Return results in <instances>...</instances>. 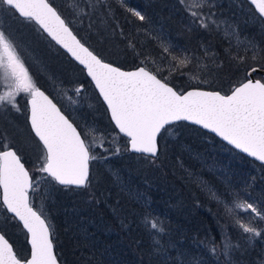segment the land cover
<instances>
[{"label": "snow or ice", "instance_id": "1", "mask_svg": "<svg viewBox=\"0 0 264 264\" xmlns=\"http://www.w3.org/2000/svg\"><path fill=\"white\" fill-rule=\"evenodd\" d=\"M260 17H264V0H249ZM123 3V0H121ZM186 11L201 28H208L211 17L205 18L202 9L205 0H180ZM89 5H86V8ZM80 9L78 15L87 14ZM134 17L145 21L147 17L140 11L127 8ZM0 12L18 14L25 20L34 21L57 44L65 48L87 70L95 82L103 100L111 112V118L119 131L130 139L131 150L153 157L158 156L157 136L167 125L175 121H192L209 129L229 145L251 157L264 162V76L252 80L250 77L259 69L253 67L246 82H241L230 90V94L190 90L178 93L165 80L157 78L147 67L133 71H122L119 67L105 63L89 50L73 34L61 14L48 0H0ZM214 23V21H212ZM131 46V42H130ZM164 52L171 55L169 47ZM253 50L254 46H253ZM207 55V53H205ZM178 67H184L190 60L187 56L172 55ZM243 63L245 57H237ZM257 60V55L252 56ZM145 64V61H141ZM175 70V69H174ZM198 79V77H196ZM82 87V86H81ZM81 87L75 89L79 94ZM0 108L10 105L16 111L19 94L29 95L31 128L42 143V154L38 171L45 174L47 183L87 187L89 183V162L97 159L90 149L103 148L104 141L94 137L91 143L60 112L55 104L40 90L29 75L18 45L0 27ZM93 130H89L92 132ZM0 209H6L14 220L22 223L26 230L30 255L19 257L12 244L0 234V264H58L52 242L51 225L42 211H37L29 199V190L35 191L39 178L33 181L29 171L21 162L9 142L0 140ZM117 153L120 151L117 148ZM51 177V181H48ZM227 211L231 214L249 213L264 220V210L247 201L235 202ZM153 232H163L156 220L148 221ZM244 233L260 236L262 230L237 220ZM158 244V242H157ZM214 252L215 249L213 248Z\"/></svg>", "mask_w": 264, "mask_h": 264}, {"label": "trees", "instance_id": "2", "mask_svg": "<svg viewBox=\"0 0 264 264\" xmlns=\"http://www.w3.org/2000/svg\"><path fill=\"white\" fill-rule=\"evenodd\" d=\"M49 1L63 16L66 23L72 28L79 39L101 59L112 62L123 68H133L141 65V61H145L144 65H146V67L156 73L160 78L164 80L167 78L166 82L170 83L177 90H186L192 87L183 84L181 78L178 76V71H185L193 64L188 63L189 65L183 67L184 69L182 68V70H180V67H177L179 69L177 70V68L171 67V65L176 64L173 60L174 64L172 63L171 65L161 64L158 66L154 63V55H161L164 52V48L162 44L150 34L145 35L142 44L143 47H140L141 45L133 32L135 30L132 29L133 26L129 22V17L135 20L138 19L127 11V8L138 10L145 16L153 14L152 11L155 10L154 13H156V15L154 14L153 16H155V18L159 20V23L168 30L173 39V45L178 49V52L175 54L176 56H180L181 58L187 56L189 59H193L196 55L204 53V51H202L203 45L213 44L215 47L219 48L220 59L223 60V64L212 72L215 81L212 82L211 86L204 88L219 90L224 93L229 92L232 87L246 78V72L249 67H264V35L262 34V30L254 25H248V27H250V32L259 40L258 50L255 53L235 50L233 55L245 57V61L241 63L236 58L226 59L224 55V49H226V47L224 44L220 45L222 36L219 34L218 28L212 22L209 23L210 26L208 28L199 27L198 22L192 27L185 26L183 23V25H181L179 24V18L181 21L183 20L180 15H175L168 11L169 9L166 5L162 6L163 2L161 0H137V3L129 2L125 6L113 3L117 10L114 20L104 15H96L94 18L92 16V27L88 30L92 44L84 40L74 29L70 22V17L67 16L64 9L59 5H65L64 3L67 2L64 1L62 4L56 0ZM249 7L252 6L249 5ZM19 19L26 24L24 18L19 17ZM143 23L144 21L142 24ZM126 24H129L128 26L130 28H128ZM26 25L34 26L35 24L27 21ZM47 39L49 40L48 37ZM50 42L52 41L50 40ZM52 44L58 51V58H53V64L59 62L60 72L64 73L66 75L65 77H70V80L85 79L86 82L92 86L91 81L84 74V70L53 42ZM152 53L154 54L152 55ZM254 54L257 55V60L255 61L252 60ZM168 59L169 61L171 60L170 56L166 54L165 58L162 60L165 62ZM256 76L260 77L259 74H256ZM39 86L48 92L42 85ZM94 94H97L95 90ZM97 101L98 103L96 105L98 108H96V110L98 113L101 115H103V113L107 114L106 108L98 95ZM99 108H101V111ZM105 122H107L110 127L114 128L110 119ZM177 124L183 126V132L179 133L174 141L167 144L168 151L166 153V148L164 149L165 145L161 140L164 130L159 136L158 156L152 157L153 159L159 158V167L155 165L152 166L148 163L149 159H151L150 156L134 154L130 151H127V154L130 156L129 159L124 160V162L121 161V164H126L127 167L135 165L136 168L132 169L135 170L134 174L141 184H139L141 191H144L148 196L150 194L152 197V206L157 208L156 212L149 213L143 211L147 209H144L139 202L128 198L125 191H118L117 188L110 183V177L104 170L100 172L102 174L99 176L100 178L97 179L98 183L95 181L97 183L96 194H98V199H100L99 201L101 203L100 207L102 209L107 208V206L113 208L114 211H112V214L117 213V216L113 218V220L116 221L118 219L119 221L121 219L124 225H126L123 232L117 230L115 227L116 230L113 229L108 237H104L103 230L95 234L104 239L102 247L108 249L110 255H112L114 259L113 263L98 257L96 248H93L92 244L87 243L89 239H81L73 233V231L65 225L64 215L52 212L53 242L61 264H179V253L184 250L192 255L199 254L198 256L201 258V264H264V227L262 229V234L250 241L247 235L243 234V232L234 226L231 221V226L229 224L226 225L225 222H227L226 220H229V218L225 210L222 207H216V202L211 200V198L202 196L192 183H183V176L179 174L177 170H188L189 168H193L196 171L199 170L204 174L202 176L210 181L211 185L215 184L220 191H223L224 185H221L215 178L216 176L205 171V164L201 161L200 157L201 155L204 158H215L210 152V149H207L205 143L202 142V136L208 135L216 142L220 140L196 126L185 122H178ZM181 144L183 147L179 148L178 146ZM188 147L194 151L191 150V152H188L186 150ZM215 151L216 154L219 152L217 149ZM196 154L197 156H195ZM239 157H242L247 165L248 163H252L259 166L261 168V173L264 175V164H259L243 154ZM24 162L27 163L28 166V161L25 160ZM91 162L89 183L93 185L94 181L91 180H94L95 169ZM179 164L183 165L179 166ZM237 166L238 164L233 167L235 175L240 176L243 181L252 185L250 188L252 191L251 194L254 197H252V200L258 208L264 209V184H261L262 181L259 179V175L256 171L252 172L249 166L248 168L244 166V164ZM240 170L247 171L248 174L244 175ZM235 175H231V177L236 179ZM98 185L100 186L98 187ZM57 188L59 191L64 192V195L63 193H57L59 203H61L60 206L68 201L75 200L76 202L77 197H84L81 193L86 192L83 190L85 187L73 188L68 186H57ZM93 188L94 187H92V189ZM225 190H227V188H225ZM80 203L81 202H76V204H72L83 205ZM3 211L5 218L0 217V219L4 220L8 218L11 220L10 224L15 229L21 231L22 228L19 223L14 220L12 216L7 214L5 209H3ZM148 213L149 220H156L158 222V227L163 228V232H157V236L154 238L149 236L148 230L144 229V225H140L136 221H133V219H139L138 215H147ZM109 215L110 213H107V216ZM130 221L131 225L127 227ZM113 224L114 223H112V225ZM2 230L3 231H0L4 232L3 227ZM22 232L24 231L22 230ZM120 233L123 240L119 237ZM192 241H196L195 247ZM11 242L13 244V241ZM24 243V252L17 250L19 257L27 256L26 251L28 250V246L25 241ZM13 245L15 247V244ZM175 245H178L180 249L174 247ZM197 248L201 250H197ZM213 248L215 249L214 252L212 251ZM169 254H171V256Z\"/></svg>", "mask_w": 264, "mask_h": 264}, {"label": "rangeland", "instance_id": "3", "mask_svg": "<svg viewBox=\"0 0 264 264\" xmlns=\"http://www.w3.org/2000/svg\"><path fill=\"white\" fill-rule=\"evenodd\" d=\"M56 1L62 4L64 1L67 2L64 3L65 5H59L64 9L67 16L70 17V22L74 29L84 40L91 44L92 41L88 30L92 27V16L94 18L96 15H104L111 20H114L117 14L114 4L125 6L129 2L137 3V0H123V3H121V0ZM161 1L163 2L162 6L166 5L169 9L168 11L172 12V14L180 15L183 21L178 17L179 24H184L185 26L190 27L195 25V23H193V18L189 15L188 11H186V5H182L180 0ZM86 5H89V7L86 8ZM249 5L250 4L245 0H205V7L202 9L203 15L205 18L210 16L211 20H209L208 23L214 21V23H212L218 28L219 34L222 36V42H224H220V45L224 44L226 47V49H224L226 59H237L239 56L233 55L235 50H241L242 52L250 51L252 53L257 52L258 50L259 40L250 32V27H248V25L256 26L258 29L262 30V34L264 35V21L252 7H249ZM85 8L87 14H77L80 9ZM154 11L155 10L152 11L153 14L146 16L147 19L144 21V25L142 24V21L135 20L131 17H129V22L133 26L132 29L135 30L133 32L141 45L140 47H143L142 44L145 35L150 34L162 44L163 48H170L171 55L169 53L166 54L171 58L172 55H175L178 52V49L173 45V39L168 30H166L159 23V20L153 16L154 14L156 15ZM25 23L27 24L26 20ZM26 24L19 19L18 15L0 12V27H2L6 34H8L18 45L20 57L36 86L38 87L39 85H42L48 90V93L57 100L63 110L74 120V124L77 128H81L83 131L81 134L83 133L85 136L86 133H89L86 137V142L91 143L94 137L97 141V145L100 139H103L104 141L103 148L97 146L90 149V154L97 157V159L91 160V164L95 169L94 180H91L94 181L93 185L88 183V186L83 189L86 192L81 193L84 197H77L76 200L77 203L81 202L80 204L83 205H74L76 202L75 200H72L65 202L60 206L61 203H59L57 193H63L64 195V192L59 191L57 188V186L60 185L56 184L55 181H51V177L47 178L51 183L45 182L43 179L45 174L38 171V168L42 166L38 162L39 157L42 154V148L39 143H37V138L33 133L29 132L26 116L23 113L25 100L29 95L21 93L17 96L16 103L20 109L19 111H16L10 105L0 108V140L9 142L19 156H21V159L23 161H28V168L32 174L33 181H36L39 178V186L36 187L35 191L32 190L31 200L33 205L39 211L44 213L51 228L53 229L51 218L52 212L64 215L63 218L65 225L71 229L73 233L81 239H89L87 240V243L92 244V247L96 248L97 256L113 263L114 259L112 255H110L108 249L102 247L104 239L95 234H98L99 231L103 230L104 237H108L113 229L123 232L126 225H124L121 219L119 221L118 219L116 221L113 220V218L117 216V213L112 214V211H114L113 208L107 206V208L102 209L100 207V199H98L99 196L96 194L97 179L100 178L99 176L102 174L100 172L104 170L110 177V183L116 187L118 191H125L128 198L139 202L144 209L149 210L143 211L149 213L156 212L157 208L152 206V197L150 194L148 196L144 191H141V184L138 182L136 175L134 174L135 170L132 169L136 168L135 165L127 167L126 164H121V161L124 162V160L129 159L130 157L127 154V151H129L127 139L117 132L113 124L114 128L110 127L108 123L105 122L110 119L108 114L103 113V115H101L96 110V108H98L96 105L98 103V94H94L95 89L93 84L92 88L85 79L70 80V77H65L66 75L60 72L59 62L53 64V58H58L56 47L50 42V39H47L45 34H43L35 23L34 24L37 27L35 25L30 26ZM128 25L129 24H126V26L130 28ZM253 46L255 51L253 50ZM202 51H204L203 54L196 55L195 58L189 59V64H193L188 67L189 69L184 71L182 70L183 67H180L182 72L178 71V76L181 78L184 85L192 87H209L212 82L215 81L212 72L223 64V60L220 59L219 48L215 47L213 44L203 45ZM205 53H207V55ZM153 54L154 53H152V55ZM166 54L163 52L161 55H154V57L158 59L154 58L153 62L158 66L161 64L171 65L173 63L172 58L170 61L169 59L165 62L162 60L165 58ZM189 64L185 66H188ZM171 67L176 69L178 66L174 64L171 65ZM177 70L179 69L177 68ZM196 77H198V79H196ZM257 78H261V76ZM77 87H81L79 94L75 91ZM4 90L5 89L0 88V92H3ZM95 93H97L96 90ZM99 109L101 111V108ZM183 129V126L177 123L169 125L164 129L161 140L165 145L164 149L166 148L165 153L168 151L167 144L174 141L178 134L183 132ZM89 130L93 131L89 132ZM201 139L206 145L204 146L207 149H210V152L215 156V158H204L200 155L201 161L205 164V171L216 176L215 178L221 183V185H224V190L220 191L217 188L218 186L215 184L211 185L210 181L202 176L204 175L203 173L199 170L196 171L193 168H189L188 170L177 169L179 174L183 176L182 182L192 183L202 196L211 198V200L216 202V207H222L229 218V220H226L227 222H225L226 225L229 224L231 226L232 222L234 226L243 232L237 224V220H240L245 224H251V226L262 230L264 227V220L255 217L251 212L238 213L234 211L230 214L227 211V208L233 206L235 202L247 201L248 203H253L257 206L252 200L253 195L251 194L252 191L250 189L252 185L243 181L240 176H236L233 167L236 166V164H238V166L244 164L247 168L249 166L252 172L256 171L259 175V179L262 181L261 184H264V175L261 173V168L252 163H248L247 165L245 160H243L242 157H239L241 154L237 150L231 148L224 142L222 143V141L216 142L208 135L202 136ZM178 147L182 148L183 146L181 144ZM117 148L120 149L118 153L116 151ZM216 149L219 150L217 154L215 151ZM0 150H3V148H0ZM186 150L191 152L192 149L188 147ZM195 156H197V154ZM158 159L159 158L153 159L151 157L148 163L152 166L155 165L156 167H159L160 160ZM182 165L183 164H179V166ZM241 173L244 175L248 174L247 171H241ZM231 175H235L236 179L231 177ZM99 186L100 185H98V187ZM92 187L94 188L92 189ZM225 188H227V190H225ZM107 213H110V215L107 216ZM149 213L147 215H138L139 219H133V221H136L140 225H144V229L148 230L149 236L154 238L157 236V232H153L150 225L145 223L146 219L150 221L148 217ZM0 217L5 218L3 209H0ZM7 219H0V230L3 231V227L4 235L6 236L7 234L6 237L13 241L16 251H23V245L25 247L24 241L26 242V233L22 232V230L15 229L10 224L11 220L8 219V221ZM112 223L114 224L112 225ZM129 225H131V221L128 222L127 227ZM243 234H246L250 241L256 237L244 232ZM119 237L123 240L121 233ZM192 244L195 247L196 241H192ZM174 247L180 249L178 245H175ZM197 250L201 249L197 248ZM18 251L16 253L19 256ZM27 254L28 250L26 251V255ZM169 255L171 256V254ZM198 255L199 254H189L184 250L179 253V264H201V258Z\"/></svg>", "mask_w": 264, "mask_h": 264}, {"label": "water", "instance_id": "4", "mask_svg": "<svg viewBox=\"0 0 264 264\" xmlns=\"http://www.w3.org/2000/svg\"><path fill=\"white\" fill-rule=\"evenodd\" d=\"M249 4H250V2H249V0H246ZM48 2L55 8V6L48 0ZM252 6V5H251ZM253 7V6H252ZM253 9H254V7H253ZM57 10V9H56ZM255 10V9H254ZM58 11V10H57ZM257 13V12H256ZM258 14V13H257ZM18 15V14H17ZM259 15V14H258ZM19 16V15H18ZM20 17V16H19ZM61 17L63 18V16L61 15ZM22 18V17H21ZM262 19H263V21H264V17H261ZM64 19V18H63ZM65 20V19H64ZM34 22V21H33ZM66 22V21H65ZM35 23V22H34ZM36 24V23H35ZM37 25V24H36ZM38 26V28L43 32V34H45L57 47H59L62 51H64L66 54H67V56L71 59V60H73L76 64H78L80 67H82L83 68V70H84V73H85V75L89 78V80L92 82V84H93V86H94V89L96 90V92H97V94H98V96H99V98L101 99V101L103 102V104L105 105V107H106V109H107V111H108V114H109V117H110V120H111V122H112V124L114 125V127H115V129L117 130V132L120 134V135H122V136H124L126 139H127V142H128V150L130 151V152H132V153H134V154H142V155H145V156H150V157H153V156H151V155H146V154H143V153H139V152H135V151H133V150H131V144H130V139L125 135V134H123V133H121L120 131H119V129L117 128V126L115 125V122L112 120V118H111V112H110V110L108 109V106H107V103L103 100V97L100 95V92H99V90L96 88V85H95V82L91 79V77L90 76H88V74H87V70H86V68H84V66L83 65H81L77 60H75V58L74 57H72V55L65 49V48H63L61 45H59V44H57L54 40H52V38L51 37H49L48 36V34L46 33V32H44L43 31V29H41L40 27H39V25H37ZM69 26V25H68ZM69 28L72 30V28L69 26ZM72 32H73V34L74 35H76L75 33H74V31L72 30ZM77 36V35H76ZM77 39H79V37L77 36ZM80 40V39H79ZM81 41V40H80ZM81 43H83L82 41H81ZM85 44V43H84ZM85 46L86 47H88L86 44H85ZM89 48V47H88ZM89 50H91L90 48H89ZM92 51V50H91ZM94 54H96V53H94ZM97 55V54H96ZM103 60V59H102ZM105 63H109V64H112L114 67H119L122 71H133V70H135V69H137V68H139V67H141V66H144V65H138V66H136V67H133V68H123V67H120V66H118V65H116V64H114V63H111V62H108V61H105V60H103ZM146 67V66H145ZM253 67H256V68H258L259 70L256 72V73H253L252 75H251V79L252 80H256V79H260V78H257L256 76H255V74H259L261 77L262 76H264V67H258V66H253ZM253 67H251V68H253ZM251 68H249L248 70H247V72H246V78L248 77V73H249V71H250V69ZM150 70V69H149ZM151 71V70H150ZM154 73V72H153ZM155 74V73H154ZM157 78L158 79H161V80H163L162 78H160L158 75H157ZM246 78L242 81V82H246ZM166 82V81H165ZM262 82H264V81H262ZM168 83V82H167ZM241 83V82H240ZM169 84V86L170 87H173V89L174 90H176L178 93H181V92H187V91H190V90H193V89H195V90H200V91H207V92H216V91H219V90H214V89H208V88H203V87H190V88H187L186 90H182V91H179V90H177L174 86H172L170 83H168ZM236 86H238V84L236 85ZM40 88V87H39ZM40 90L41 91H43L44 92V94L52 101V103L53 104H55L56 105V107L60 110V112L69 120V122L70 123H72V125H73V127H75L76 128V130H77V132L78 133H80L79 132V129L77 128V126L74 124V122L61 110V108H60V106L54 101V99L44 90V89H42V88H40ZM219 92H221V91H219ZM221 94H224V95H227V94H230V91L229 92H227V93H223V92H221ZM29 99H30V97H28V100H27V105H28V122H29V125H30V129H31V131H32V133H33V135L35 136V134H34V132H33V130H32V128H31V122H30V115H31V111H30V105H29V103H28V101H29ZM176 122H185V123H187V124H190V125H194V126H197L198 128H200V129H202V130H204V131H206L207 133H209V134H212L213 136H215L216 138H218L220 141H222V142H224L225 144H227L228 146H230L231 148H233V149H235L233 146H231V145H229L226 141H224L221 137H219V136H217L215 133H213V132H211L209 129H204L201 125H197V124H195V123H193L192 121H184V120H181V121H175V122H172L171 124H173V123H176ZM162 132V131H161ZM80 135H81V133H80ZM159 135L160 134H158V136H157V144H158V152H159V143H158V138H159ZM36 137V136H35ZM37 138V137H36ZM81 138L83 139V137H82V135H81ZM37 140H38V138H37ZM39 141V140H38ZM40 142V141H39ZM40 144L42 145V143L40 142ZM43 146V145H42ZM13 148V147H12ZM14 149V148H13ZM15 150V149H14ZM235 150H237V149H235ZM239 153H241V154H243V155H245V156H247L248 158H250V159H252V160H254V161H256L257 163H259V164H264V162H261V161H259V160H257L255 157H251V156H249L247 153H243V152H241L240 150H237ZM21 162L22 163H24L22 160H21ZM25 165V164H24ZM25 168L28 170V168L26 167V165H25ZM29 171V170H28ZM30 173V172H29ZM30 176H31V174H30ZM89 176H90V162H89ZM31 178H32V176H31ZM33 180V179H32ZM59 185V184H58ZM60 186H64V185H60ZM70 187H74V188H82V187H77V186H75V185H69ZM31 192H32V190H29V199H30V201H31ZM0 197H2V189H0ZM31 203H32V201H31ZM33 206V205H32ZM34 207V206H33ZM34 209L35 210H37L35 207H34ZM5 211L7 212V210L5 209ZM38 211V210H37ZM7 214H9L10 216H12V214H10V213H8L7 212ZM19 224H20V226L22 227V229H23V225H22V223L21 222H19L18 220H16ZM24 231H25V233H26V230L25 229H23ZM0 234H3L1 231H0ZM5 238L6 239H8L6 236H5ZM52 238V237H51ZM8 241H9V243L10 244H12L11 242H10V240L8 239ZM26 242H27V245H28V248H29V252H28V256L30 255V245L28 244V238H27V235H26ZM52 242H53V240H52ZM12 246H13V244H12ZM53 246H54V243H53ZM13 249H14V246H13ZM14 251H15V249H14ZM16 252V251H15ZM54 253L56 254V251H55V247H54ZM56 256H57V254H56ZM57 260H58V264H61V262L59 261V259H58V257H57Z\"/></svg>", "mask_w": 264, "mask_h": 264}, {"label": "flooded vegetation", "instance_id": "5", "mask_svg": "<svg viewBox=\"0 0 264 264\" xmlns=\"http://www.w3.org/2000/svg\"><path fill=\"white\" fill-rule=\"evenodd\" d=\"M38 87H40V86H38ZM29 97V96H28ZM28 97L26 98V100H25V108H24V111H23V113L25 114V116H26V121H27V127H28V130H29V132H32V131H30L31 129H30V126H29V122H28V105H27V100H28ZM53 99H54V101L60 106V104L57 102V100L53 97ZM60 108L62 109V111L74 122V120L69 116V114L68 113H66L64 110H63V108L60 106ZM108 114V113H107ZM75 123V122H74ZM79 129V132H83L82 130H81V128L79 127L78 128ZM82 135H83V133H82ZM83 137L85 138V136L83 135ZM37 143H39L38 142V140H37ZM39 145L41 146V144L39 143ZM41 148L43 149V147L41 146ZM26 165H27V163H26Z\"/></svg>", "mask_w": 264, "mask_h": 264}, {"label": "bare ground", "instance_id": "6", "mask_svg": "<svg viewBox=\"0 0 264 264\" xmlns=\"http://www.w3.org/2000/svg\"><path fill=\"white\" fill-rule=\"evenodd\" d=\"M21 18V17H20ZM94 52V51H93ZM95 53V52H94ZM106 61V60H105ZM112 63V62H111ZM255 76H256V74H255ZM48 93V92H47ZM224 93V92H223ZM49 94V93H48ZM50 95V94H49ZM52 98H53V96L52 95H50ZM30 126V125H29ZM81 133V132H80ZM82 135V134H81ZM82 137H83V135H82ZM84 138V137H83ZM12 147V146H11ZM18 154V153H17ZM19 155V154H18ZM22 160V159H21ZM23 161V160H22ZM24 162V161H23ZM91 162V161H90ZM24 164L26 165V163L24 162ZM26 167L28 168V166L26 165ZM28 170H29V168H28ZM29 172H30V170H29ZM30 174H31V172H30ZM31 176H32V174H31ZM32 179H33V177H32ZM61 187H65V186H61ZM68 187H70V186H68ZM74 188V187H73ZM31 196H32V192H31ZM38 210V209H37ZM39 211V210H38ZM47 221H48V219H47ZM49 222V221H48ZM51 230H52V228H51ZM52 240H53V236H52ZM54 243V242H53ZM55 247V246H54ZM56 251V250H55ZM57 254V253H56ZM58 257V256H57Z\"/></svg>", "mask_w": 264, "mask_h": 264}]
</instances>
